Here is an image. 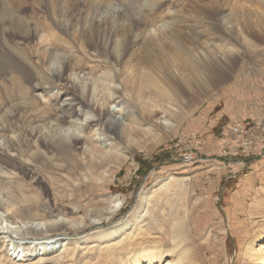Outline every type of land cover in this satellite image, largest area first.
<instances>
[{
  "label": "bare ground",
  "instance_id": "6f19581e",
  "mask_svg": "<svg viewBox=\"0 0 264 264\" xmlns=\"http://www.w3.org/2000/svg\"><path fill=\"white\" fill-rule=\"evenodd\" d=\"M8 1L10 7L0 0V78L14 81L21 97L27 98L34 90L48 94V88L63 87L65 76L61 72L51 75L53 61L60 71L71 67L84 70L83 58L69 56L65 60L50 51L47 58L44 54L41 60L33 61L10 46L16 40L25 44L42 32L48 33L52 45L60 48L56 31L68 32L63 23L76 11L75 0H39L43 5L45 2L51 16L60 15L58 22L63 18L56 26L22 21L17 13L23 4ZM109 1L84 0L83 15H79L85 22L78 20L76 25L79 41L101 55L108 44L114 45V53L105 55L103 62L114 61V76L107 77L119 82L123 92L116 99L107 97L105 102L115 104L122 98L136 111L128 112L125 103H120L115 117L106 121L110 110H104L103 117L95 110L94 120L85 113L86 108L93 107L78 96L64 99L58 111L53 110L54 97L36 109L27 101L10 108L0 102V122L6 123L14 116L20 117L22 125L20 148L6 139V130L0 127V140H6V151L0 152V211L5 214L0 215V263L18 264L28 261L29 256L41 262L50 255L47 260L53 264H171L176 260L180 264H201L200 245L187 225L186 213L183 215L179 209L181 198L190 190L184 177L170 176L141 191L128 218L108 227L103 223L122 210L126 198L112 195L99 210L74 206L72 202L87 183L106 184L118 175L133 159L134 150L147 149L153 142L163 140L166 131L178 128L194 112L202 94L208 95L225 81L227 73L221 65H231L234 58H239L236 44L255 48L254 27H264V0L259 9L253 8L249 13L245 12L244 3L251 0H194L181 13L171 9L165 28L157 26L162 0H155L147 2L138 15L135 12L139 17L131 25L121 27L114 23L115 17H105L87 27V17L93 19ZM224 7H230V11H224ZM190 18L198 22L192 25ZM202 37L207 39L206 48ZM98 88L107 90L104 81L97 80L88 95L94 96ZM119 116L122 132L117 139L113 125ZM76 117L85 119V125L81 124L85 137L77 138L74 129L71 133L64 130V137L58 136V130L61 132ZM52 122L59 126L58 130L50 128ZM99 125L97 133L93 128ZM32 140L35 150L30 146ZM10 152H15L18 160ZM48 194L52 198L48 199ZM68 202L62 210V203ZM166 206L168 215L164 216L161 213ZM157 212L160 218L156 217ZM162 227L168 230L161 240L146 236L148 231L163 232ZM71 233L73 239H58ZM54 246L55 255L50 253Z\"/></svg>",
  "mask_w": 264,
  "mask_h": 264
},
{
  "label": "rangeland",
  "instance_id": "374dc122",
  "mask_svg": "<svg viewBox=\"0 0 264 264\" xmlns=\"http://www.w3.org/2000/svg\"><path fill=\"white\" fill-rule=\"evenodd\" d=\"M153 1L155 0H110L101 6L93 19L91 16L87 17L86 25L89 27L95 20H102L105 17H115L114 23L121 27L131 25L133 19H138V13L146 7L147 2ZM4 2L10 7L8 0ZM75 2L73 5L76 11L67 18L68 21L64 19L63 23L68 32L56 31V43L60 48L52 45L48 33L42 32L36 38H30L25 44L16 40L10 46L14 51L21 52L33 61L41 60L44 54L47 58L50 51L65 60L69 56L83 58L84 70L76 71L71 67L60 71L53 61L50 66L51 75L57 76L61 72L65 76L63 87L48 88V94L34 90L27 98L21 97L19 87L14 81L0 78V102L4 107L10 108L14 104L27 101L36 109L47 103L49 97H54L53 110L58 111L63 106L64 99L78 96L85 98L93 107L86 108L85 113L94 120L97 119L95 110L101 117L104 110H110L106 121L112 119L120 103H125L128 112L136 111L130 103L122 101V98L116 100L115 104H106L107 97L116 99L123 92L119 82L115 80L112 82L107 77L114 76V61L109 59L110 64L103 62L107 59L106 56L114 53V45L108 44L107 50L101 55L95 48H87L79 41L80 30L76 25L78 20L82 24L85 22L80 17L83 15L85 2L84 0ZM188 2L195 3L194 0H162L158 6L157 26L165 28L170 10L181 13ZM262 2L263 0H251L244 3L245 12L249 13L253 8L259 9ZM17 3L23 4V9L19 10L17 15L19 14L24 22L51 23L55 26L62 23L63 18L58 22L60 15L51 16L45 2L43 5L39 0H18ZM223 10L229 12L230 7H224ZM187 14L193 15L191 12ZM189 20L192 25L198 22L196 18ZM254 31L257 36L252 39V45L255 48L236 44L240 52L239 58L237 60L234 58L231 65H221V69L227 73L225 81L219 87L213 88L208 95L202 94L200 102L193 107L194 112L187 116L178 128L166 131L163 140L153 142L147 149L134 150L133 159L106 184L87 183L77 192L72 204L89 208L93 206L99 210L106 206L112 195L126 198L122 210L114 218L103 223L104 227H108L113 222H124L128 218L141 191L151 189L158 181L170 176L184 177L188 179L190 190L181 198L179 209L183 215L186 213L187 225L200 245V263L264 264V27H254ZM133 32L136 33L134 29ZM43 35L45 39H41ZM116 40V45L120 44L119 38ZM206 41V37H202L203 46ZM3 45L7 47L6 44ZM97 80L104 81L107 90L103 92L98 88L94 96L88 95V89L92 88ZM77 110L82 112L79 107ZM128 117L125 118L129 119ZM19 120L20 117L12 116L6 123L0 122V127L6 130V139L15 142L17 148L21 147L19 134L22 125ZM121 122L122 118L119 116L113 125L114 136L117 139L122 132ZM232 123L249 128L252 135L249 137L233 135L231 129L224 128ZM81 124L85 125V119L82 121L76 117L71 123L64 125L62 133L55 122L51 123L50 128L57 129L60 137H64V130L71 133L74 129L75 136L83 139L85 134ZM93 130L100 133V125ZM5 141L0 140L2 153L6 151ZM31 142L30 146L35 150L34 140ZM71 142L72 139L69 140V143ZM81 153L82 150L79 154ZM10 154L17 159L15 152ZM42 154L48 158L44 152ZM188 157L192 158V161L186 163ZM29 165L32 166L31 163ZM49 198H52L51 194H48ZM68 205L69 202L62 203L60 208H66ZM161 214L168 215L167 206L166 211ZM161 214L157 212L156 217L160 218ZM0 215L5 217L1 211ZM147 222L149 224L150 221ZM162 230L163 232L148 231L146 236L156 241L161 240L164 238V231L167 232L168 229L162 227ZM73 238L74 234L71 233L58 239ZM55 248L57 246L50 248V253L55 255ZM50 257L48 255L45 261L35 262L29 256L26 259L28 261L18 264H53L47 260ZM171 264L180 263L176 260Z\"/></svg>",
  "mask_w": 264,
  "mask_h": 264
},
{
  "label": "built area",
  "instance_id": "2783aa9c",
  "mask_svg": "<svg viewBox=\"0 0 264 264\" xmlns=\"http://www.w3.org/2000/svg\"><path fill=\"white\" fill-rule=\"evenodd\" d=\"M230 132L233 135H236L239 137H249V135H252L251 130L249 128L239 126V125L232 126ZM190 160L192 161V158L190 157L186 158V163H189Z\"/></svg>",
  "mask_w": 264,
  "mask_h": 264
},
{
  "label": "crops",
  "instance_id": "0c3cea01",
  "mask_svg": "<svg viewBox=\"0 0 264 264\" xmlns=\"http://www.w3.org/2000/svg\"><path fill=\"white\" fill-rule=\"evenodd\" d=\"M232 126H235L233 123L232 124H228L227 126H225L224 128H226V129H231L232 128Z\"/></svg>",
  "mask_w": 264,
  "mask_h": 264
}]
</instances>
